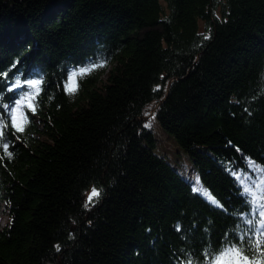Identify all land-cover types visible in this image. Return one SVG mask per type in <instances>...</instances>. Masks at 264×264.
Listing matches in <instances>:
<instances>
[{"label": "trees", "instance_id": "1", "mask_svg": "<svg viewBox=\"0 0 264 264\" xmlns=\"http://www.w3.org/2000/svg\"><path fill=\"white\" fill-rule=\"evenodd\" d=\"M262 74L264 0H0V264H264Z\"/></svg>", "mask_w": 264, "mask_h": 264}, {"label": "snow or ice", "instance_id": "2", "mask_svg": "<svg viewBox=\"0 0 264 264\" xmlns=\"http://www.w3.org/2000/svg\"><path fill=\"white\" fill-rule=\"evenodd\" d=\"M207 39V37L205 38ZM14 67V66H13ZM90 69L87 68H82L80 71V74L83 75L85 72L89 71ZM9 71H11V69H9ZM75 76V74H73V77ZM71 79V78H70ZM4 83H8L7 80L4 81ZM25 83L29 84V86H36L39 81H35V80H29V81H25ZM261 87L260 89H258V91L261 92L262 95H264V74H262L261 76ZM22 85L20 83V79L19 76L15 79V81L11 84L10 88H6L4 93H0V107H2L3 109H8L11 111V121L12 124L16 127V129L18 131H23V128L20 126V124L17 122L18 120V116L17 114L20 113L21 111V106L24 104V101L29 99L28 95H24L21 96L19 99H15L12 103H14L15 107H11L10 104H5L3 103V96L7 94V92L9 91H13L15 89H21ZM159 90V86H157V89ZM68 91H73L72 88H68ZM145 115H147V113H145ZM147 127V125H145ZM3 135V132H0V136ZM18 139V138H17ZM9 143H3V150L4 153L7 157L11 158L13 155L12 151H9ZM193 183H195V181H193ZM197 191H199V189H197ZM245 191H247V189H245ZM101 196V190L98 189L97 187H92L90 193L87 196V202L83 205V207L85 209H87L89 207L90 204H93L94 200L98 199ZM205 196H207V194H205ZM205 196H202L201 198H205ZM244 198V197H242ZM246 201V198H244ZM206 203L210 204V207H215L218 210H223L226 214H227V209L223 208V206L216 200L211 199L210 197H208L205 201ZM233 215H235L236 213H232ZM249 224H252L253 221L249 220L248 221ZM179 230V228H178ZM205 231L207 232V229H205ZM239 241L241 242V244H243L244 241V237H239ZM56 250L60 251V246L57 245L56 246ZM183 251V250H182ZM209 251H211V246L209 247ZM243 252V247H236L235 244H233L232 247H227L224 248L222 251H220V254L217 255L215 257V259L213 261L210 262V264H222V258L225 256H231L233 254H235L236 257H238V259L236 260V264H242V262H246L247 261V257L242 255ZM189 264H191V261H189Z\"/></svg>", "mask_w": 264, "mask_h": 264}, {"label": "rangeland", "instance_id": "3", "mask_svg": "<svg viewBox=\"0 0 264 264\" xmlns=\"http://www.w3.org/2000/svg\"><path fill=\"white\" fill-rule=\"evenodd\" d=\"M74 77H72V81H74ZM147 124L150 126V127H153L154 130L156 131H160L159 132V135L161 137V139H163L164 141L165 140H168V135L162 131L159 127V124H158V121L152 117H149L147 119ZM169 141V145L171 146H174L173 145V142L171 140H168ZM166 142V141H165ZM177 160H179L182 164H186L187 165V168L189 167L190 168V165H191V161L189 160V158L187 157V155L185 153H182V154H177ZM6 221H7V216L5 215L4 212L1 211V204H0V228L3 227L5 224H6Z\"/></svg>", "mask_w": 264, "mask_h": 264}]
</instances>
